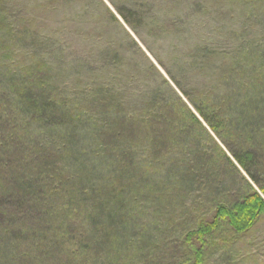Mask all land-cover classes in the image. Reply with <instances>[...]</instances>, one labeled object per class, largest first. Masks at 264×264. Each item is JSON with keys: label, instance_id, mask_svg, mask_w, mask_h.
<instances>
[{"label": "rangeland", "instance_id": "obj_1", "mask_svg": "<svg viewBox=\"0 0 264 264\" xmlns=\"http://www.w3.org/2000/svg\"><path fill=\"white\" fill-rule=\"evenodd\" d=\"M27 78L42 79L59 106L75 110L81 120L53 130L23 117L32 140L66 143L62 159L76 186L102 191L111 205L126 192L120 194L124 201L116 207L123 210L112 226L102 219L93 227L87 217V230L101 242L86 263L195 264L182 247V235L199 219H210L222 194L241 190L240 176L228 170L220 178L223 192L212 195L196 189L198 184L179 190L176 179L153 190L157 177L149 178L152 186L146 181L132 187L126 181L131 175L118 176L110 157L98 152L100 137L110 134L111 114L143 111L158 96L169 104L175 95L187 102L184 92L217 100L226 113L245 114L243 123L257 134L263 131L264 0H0L4 112L17 114L13 85ZM109 97L117 99L113 107ZM133 140L126 153L138 164L130 172L136 183L141 175H162L179 157L172 152L155 159L145 143ZM59 221L48 223L45 235L57 237L59 248H84L87 241L77 224L65 227ZM202 248L201 264H264V215L242 233L224 224ZM65 261L80 260L68 256Z\"/></svg>", "mask_w": 264, "mask_h": 264}, {"label": "trees", "instance_id": "obj_2", "mask_svg": "<svg viewBox=\"0 0 264 264\" xmlns=\"http://www.w3.org/2000/svg\"><path fill=\"white\" fill-rule=\"evenodd\" d=\"M32 70L36 75L37 70ZM13 86L14 101L18 99L17 114L4 112L0 103V264H73L65 261L68 256L75 261L79 259L78 264H88L89 253L97 254L101 241L95 239V231L87 230V219L93 227L102 219L109 222L107 227L112 226L123 210L116 207L124 201L120 194L126 192H119L113 201L115 205H111L104 194L99 195L102 191L76 186L69 165L62 159L68 149L66 143L33 141L23 117L40 122L43 128L61 130L65 126L75 127L81 121L80 115L59 106L58 99L47 93L40 78H27L26 82ZM183 94L187 102L175 95L169 104L158 96L149 100L143 111L111 114L113 124L107 128L110 134L100 137L102 150L98 152L110 157L113 172L118 176L131 175L126 181L132 187L147 181L146 185L154 183V190L157 184L171 180L173 184L176 179L173 185L177 184L179 190L187 191L198 184L196 189L212 195L213 191L223 192L219 188L223 183L220 178L228 170L240 176L241 190L234 196L222 194L211 207L210 219H199L195 227L182 235V247L194 257L195 264H201L206 237L224 224L236 233L245 232L264 215V163L261 161L264 129L257 134L243 123L245 114L234 117L223 111L224 105L217 100ZM109 100L113 107L117 99L109 97ZM133 138L145 143L155 159L172 152H177L180 158L174 157L169 163L176 162L175 165L166 168L162 175H141L136 183L130 172L137 170L138 164L126 153V145ZM208 145L215 150L210 151ZM151 177H157L152 184ZM58 219L65 227L77 224V230L87 241L84 248L76 252L70 247L59 248L57 237L45 235V226ZM26 228L33 230L23 234L22 231L27 233ZM14 232L20 237L14 239Z\"/></svg>", "mask_w": 264, "mask_h": 264}]
</instances>
